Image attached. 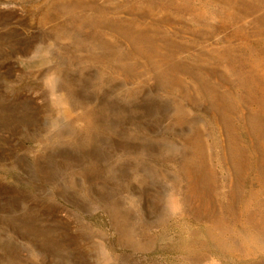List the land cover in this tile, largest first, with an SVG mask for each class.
<instances>
[{"label": "rangeland", "instance_id": "374dc122", "mask_svg": "<svg viewBox=\"0 0 264 264\" xmlns=\"http://www.w3.org/2000/svg\"><path fill=\"white\" fill-rule=\"evenodd\" d=\"M92 1L95 4H92ZM92 1L91 3L87 1L89 6L86 5V10L85 6L77 5L78 3L76 5L79 8H76V5L70 3L72 0H63L61 4L66 2L71 10H66V13L60 12V16L52 12L55 3L57 6L59 4L56 0H0V264H97L98 252L103 245L112 250L116 264H264V251H262L264 249L260 247L259 249L258 245L253 243L247 244V248L241 238V235L245 236L248 231L246 224L249 225L246 221L247 216L243 215H248L250 210L257 209L264 200V109L258 102L252 103L254 99H248L246 95L243 97L247 88L243 87L245 89L243 90L241 84L240 87L235 86L234 84L238 83V78H235L237 75L231 73L232 76L229 74V77H225L226 74L219 70L221 65L213 64V68H209L211 73L207 74L205 64L209 67L207 64L209 62L202 58L193 59L194 56L183 49V45L189 40L188 35L183 34L176 38L178 40L180 38L179 41L182 42L180 51H178L179 47L171 45L169 41L165 44V40L164 43L158 40L160 37H153V42L154 38L155 42L159 41V48L155 49L153 45L152 49L155 51L146 55L138 49L143 46L140 45L141 42L139 43L138 32L133 31L134 26L133 28L131 25L126 26L132 32L128 31L124 34V30H120V28L124 29V24L123 26L119 24L134 18L138 23L142 20L140 24L142 25L143 22L148 21L146 20L148 18L140 16V11L137 13L141 20L137 14L135 15V10L130 13L125 11L124 5L127 0L122 2L118 0L120 3L117 0H111L114 1L113 3L110 0ZM84 2L86 4V1ZM109 2L112 5L110 9ZM96 4H100L99 7L104 12L96 8L90 10V7L98 6ZM87 13L91 16L98 14L97 19L100 15L109 17L104 18L105 22L103 21L104 26H102L101 22L82 19L88 16ZM126 13L129 15L127 16ZM115 16L120 22H116ZM63 22L65 23L62 24ZM74 22L77 23L75 29ZM79 23L83 24L84 28ZM92 24H96L97 28ZM79 27L82 31L78 30ZM232 28L233 26H226L217 34V38L230 33ZM68 29L71 32L68 33ZM118 30L121 34L124 33L120 36ZM170 30L172 29L168 27V31ZM87 31L90 36L85 34ZM74 32L76 35H72ZM66 33L71 34L72 39L68 35L66 37ZM79 35L91 39H82ZM97 35L104 37L98 38ZM74 38L79 41L72 42ZM97 39H100V43L106 42L102 46ZM129 40H132V43ZM37 42H41L45 48L50 45L53 49L51 56L43 50L40 52L41 60H30L29 54ZM83 43L86 46H83ZM106 43L108 46L113 45L106 47ZM167 43L173 46L171 50H168L171 46ZM79 44H82V48L78 47ZM163 44L166 47L170 46L167 47L166 52L164 51L167 53L165 56L161 51ZM118 45L121 48L125 45L123 47L125 49L118 51L120 48ZM143 45L145 48L146 44ZM134 48H137V51ZM156 51L161 52L162 56ZM178 52L183 54L178 55ZM170 53L171 55L174 53L173 57H170ZM94 54L99 56L96 57ZM86 55L87 58L83 57ZM92 55L97 58L93 56L95 61ZM114 56L119 60L114 59ZM167 56H169L168 61L160 64L164 59L167 60ZM84 58L88 59L87 63ZM172 58L178 63L182 60L183 63L180 62L182 64L176 66ZM187 58L190 60V63L188 62L190 65L185 63ZM147 60L151 61L153 66L161 65L162 69L158 67V70L151 63L148 69L150 73H146V68L150 64H147ZM193 60L207 63L203 65ZM169 61L175 66L169 63L165 67ZM123 64L127 66L124 67ZM129 64L134 66L130 67ZM44 65L48 67H43ZM117 65L118 68L114 69ZM193 65L197 67L194 68ZM186 66H191V69L193 67L199 73L207 75H200L196 70L194 72ZM163 69L165 71H162ZM166 69L176 70V74L180 73L179 79L182 77L188 82L186 83L184 79L178 81L176 77L177 81L182 83L179 84V88L175 79L177 75L174 74L172 78L173 74ZM180 69L185 70L181 72ZM157 70L159 73H156ZM50 71L58 74L61 79L58 85L50 82L49 87L46 88L44 77ZM166 71L170 74L167 75L170 77V84L168 82L163 84V81H168ZM173 71L171 73H174ZM181 73L184 76H181ZM164 75L166 80L161 81L165 78ZM230 77L236 80L232 81ZM111 79H115V82ZM174 79L177 82L175 84ZM229 79L232 83H229ZM192 80L194 84H191ZM113 84L119 87L115 85L114 87ZM183 84L191 86H188V91L191 89V93H186L187 85L184 88ZM192 85L199 88H192ZM231 87L235 88L236 92H233L234 89L232 90ZM259 89L256 90L258 96H260ZM188 93L192 94L191 97L186 95ZM196 93L200 95L199 98ZM228 96L232 99L229 100ZM249 104L255 106L252 108L257 107L255 111L261 113L256 114L257 111L253 113L254 109L250 111ZM259 120L260 124H258ZM253 122L255 124H252ZM206 138L208 145L205 143ZM230 145L233 148L232 152L228 151ZM233 145H237V152ZM260 146L263 148L261 149ZM215 152L221 156L217 158ZM235 153H238L239 157L235 156ZM218 160L220 164L219 162L216 164ZM238 160L244 162L242 172L241 169L237 170ZM209 161H213L214 168L213 166L211 168L212 163ZM214 164L218 165V168ZM250 164L254 166H249ZM223 165L226 167L224 168ZM251 172H255L256 176ZM248 173L252 177H249ZM227 176H230L229 180ZM184 184L188 187H184ZM219 187L224 194L230 192L229 195L222 193L228 196V200L223 198L220 193L223 191ZM224 187H228L230 191L225 190ZM213 188L216 191L218 189L221 195L217 196L215 191L216 196H213ZM244 188L248 190L245 192ZM209 189L210 193L207 192ZM182 193L187 196L183 195V198ZM248 193L251 195L250 200L247 198L250 196ZM257 194L259 196H256ZM241 196L247 197L241 199ZM217 199L221 201L218 205ZM230 200L233 202L232 205L231 202L229 203ZM252 200L254 202H250ZM256 201L257 206H255ZM227 202L229 207L228 204L226 205ZM167 203L170 207L181 210L172 216L167 211ZM222 204L225 206H223L224 211L227 212L229 208L228 212L233 213L234 216L229 213L234 217L233 219L228 216V212L225 214L222 211L224 213L220 214L219 209L223 210ZM240 205L242 208L239 207ZM237 206L241 209L239 210ZM204 207L208 208L204 210ZM183 208L186 210L185 213ZM187 209L190 214L187 213ZM239 216L244 223L239 221L241 220ZM221 218L222 223L216 224ZM225 219L228 222L224 221ZM240 225L243 228L238 227ZM234 226L240 228V233L234 230ZM227 227L232 230L229 231ZM237 233L239 239L236 237Z\"/></svg>", "mask_w": 264, "mask_h": 264}, {"label": "bare ground", "instance_id": "6f19581e", "mask_svg": "<svg viewBox=\"0 0 264 264\" xmlns=\"http://www.w3.org/2000/svg\"><path fill=\"white\" fill-rule=\"evenodd\" d=\"M61 1H63V0H56V2L57 3H59L58 4V6H57V4L55 3V5H54V7H53V10H52V12L54 13V14H61V13H66L67 11L66 10H68V9H70L67 5H66V2H63L62 4H61ZM66 1V0H65ZM69 1H71V0H69ZM84 1H86V4H84L85 2ZM90 2L91 3V1L92 0H72V2H70V3H72L73 5H76L77 3V5H81L82 7L83 6H85L84 8L86 9V5H88L89 6V4H88V2ZM107 1H109V0H107ZM118 1V0H117ZM117 1H115V3L117 2ZM124 1H126V0H124ZM131 1V0H130ZM130 1H126V3H125V5H124V10L125 11H128L129 13L130 12H132V10H135L136 12H135V15L137 14L138 15V13L137 12H139V15L140 16H142L143 18L145 17H147L148 19H146V20H148L147 22H143V24L142 25H140L141 23H142V20L140 19V17H139V15H138V17H139V19L141 20H139L141 23H138L137 22V20H135L134 18H133V20L132 19H128V18H130V17H127V19L130 21H126V23H124L123 21H121V22H123V23H118L119 25H122L123 26V24H124V29H121L120 28V30H124V32H122V34L124 33V34H127L128 33V28H126V26H130L131 25V27L132 26H134V30L133 31H137L138 32V34H139V32H140V35H138L137 34V36L139 37V43L141 42V46H143V48H139L138 47V49H139V51L140 52H144L145 54L146 53H150L151 51H152V53L155 51V49H158L159 47V41H162L163 42V40H165V44H166V41H169L170 42V44L171 45H175V46H177V47H179V49H178V51H180V45H181V41H179L180 40V38H179V40L178 39H176L177 37H180L181 35L183 36V34H185V36H187V37H189V40H188V42L186 41L185 42V45H183V49H185L186 51H188L189 52V54L191 55L192 54V56H194V57H192L193 59H197V58H202V59H205L207 62H209V63H207L206 61V63L207 64H209L208 66L209 67H207V65L205 64V62L203 63L202 61L200 62V60H198L200 63H203V65L205 64V68H206V70H205V72L207 73V74H209V73H211V70L209 69V68H213V64H215V65H221L222 67H219V68H221V69H219V70H221L222 71V73H225L226 75H225V77H229V74H235V75H237V76H235V78L237 79V82L238 83H236V84H234L235 86H239L240 87V84H241V88H247L246 89V91L244 92L245 94H244V96L243 97H245V95H246V97L248 98V99H250L251 98V100L252 99H256V101H252V103L254 102H258L261 106H262V108L264 109V0H132L131 2ZM96 2H97V0H96ZM99 2V1H98ZM105 2H106V0H105ZM110 2H111V0H110ZM110 2H109V6H108V8L110 9V7H112V5L110 4ZM114 2V1H113ZM113 2H111V3H113ZM119 2V1H118ZM121 2H122V0H121ZM65 3V4H64ZM70 3H68V4H70ZM94 2L92 1V4H93ZM120 3V2H119ZM71 4V5H72ZM95 4V3H94ZM107 4H108V2H107ZM76 5V8L78 7ZM96 5H98V4H96ZM100 5V4H99ZM99 5L98 6H92V7H90V10H92V9H94V10H99L100 12H104V11H101L102 9L99 7ZM101 5H103L102 3H101ZM111 5V6H110ZM87 6V7H88ZM115 6V5H114ZM116 6H117V4H116ZM97 7H99V8H97ZM106 7V6H105ZM73 8V7H72ZM79 8V7H78ZM96 8V9H95ZM107 8V7H106ZM107 8V9H108ZM116 7H114V9H115ZM120 8V7H119ZM74 9V8H73ZM73 9H72V11H73ZM117 9H118V7H117ZM71 10V9H70ZM75 10V9H74ZM78 10V9H77ZM80 10H81V8H80ZM87 10V9H86ZM89 10V9H88ZM61 12V13H60ZM91 12V11H90ZM71 13H73V12H71ZM76 13V12H75ZM94 13V12H93ZM134 13V12H133ZM88 14V13H87ZM107 14V13H106ZM105 14V15H106ZM128 13H126V15H127ZM55 15V16H56ZM72 15V14H71ZM97 15L98 14H96L95 16L93 15V16H91V15H89L88 14V16L86 15V17L85 18H82V19H84L85 21H94L95 23H97V22H101L102 23V26H104L103 25V21L105 22V17L106 16H102V15H100V16H98L99 17V19H97ZM109 15V14H108ZM129 15V14H128ZM127 15V16H128ZM53 16V15H52ZM61 16V15H60ZM72 16H74V14L72 15ZM116 16H117V14H116ZM116 16H115V20H116V22L119 20H117L116 19ZM131 16V15H130ZM77 17V16H76ZM109 17V16H108ZM108 17H106V18H108ZM120 17V16H119ZM118 17V18H119ZM126 17V16H125ZM133 17V16H132ZM135 17H137V16H135ZM59 18V17H58ZM64 18V17H63ZM74 18V17H73ZM72 18V19H73ZM65 19V18H64ZM72 19H71V21H72ZM75 19H77V18H75ZM122 19V18H121ZM67 20V19H66ZM68 20H70L69 18H68ZM68 20L66 21V23L68 22ZM78 20V19H77ZM77 20H76V22H77ZM111 20V19H110ZM124 20H126V18L124 19ZM146 20H144V21H146ZM63 21V20H62ZM136 21V22H135ZM76 22H74L76 25H74L73 27H74V29H75V26L77 27V23ZM93 22V23H94ZM118 22H120V21H118ZM65 22H63L62 24H64ZM70 23V22H69ZM68 23V24H69ZM82 23V22H81ZM85 23V22H84ZM108 23V22H107ZM110 23V22H109ZM80 24V23H79ZM90 24V23H89ZM100 24V23H99ZM111 24V23H110ZM112 24H114V23H112ZM158 24V25H157ZM72 25H73V23H72ZM72 25H71V27H72ZM80 25H82V27H83V24H80ZM87 25V24H86ZM93 25V27H96L94 24H92ZM91 25V26H92ZM109 25V24H108ZM115 25V24H114ZM117 25V24H116ZM119 25H117V26H119ZM160 25V26H159ZM59 26H60V24H59ZM89 26V25H88ZM106 26H107V24H106ZM110 26V25H109ZM226 26H233V28H232V31L230 32V33H228V34H225L223 37H219V38H217L218 36H217V34H219V32L223 29V28H226ZM60 27H63L62 25L60 26ZM59 27V28H60ZM67 27H68V25H67ZM98 27H100V26H98ZM168 27H170L172 30H170V31H168ZM80 28V27H79ZM84 28V27H83ZM86 28H87V26H86ZM97 28V27H96ZM96 28H95V30H96ZM104 28V27H103ZM106 28V27H105ZM73 29V31H75ZM78 29V28H77ZM81 29V28H80ZM80 29H78L79 31H82V29L80 30ZM99 29H101V28H99ZM109 29V28H108ZM108 29H106V30H108ZM112 29V28H111ZM60 30V29H59ZM65 30H67V28L65 29ZM94 29H93V31H95ZM120 30H118V31H120ZM64 31V30H63ZM72 31V32H73ZM91 31V33H92V30H90ZM89 31V32H90ZM114 31V30H113ZM112 31V32H113ZM131 32H132V30H130ZM129 31V32H130ZM67 32V31H66ZM69 32H71V31H69V29H68V33ZM96 32V31H95ZM95 32H93V34H95ZM99 32V31H98ZM102 32V31H101ZM110 32V31H109ZM114 32H116V29H115V31ZM136 32V33H137ZM142 32V33H141ZM80 33V32H79ZM83 33H85V32H83ZM83 33H81V34H83ZM103 33V32H102ZM107 32H105V34H106ZM118 33V32H117ZM61 34H62V31H61ZM85 34H87L88 36H90L89 34L90 33H88V31L85 33ZM84 34V35H85ZM97 34H99V33H97ZM101 34V33H100ZM111 34V33H110ZM113 34V33H112ZM121 34V31H120V36L122 35ZM132 34H134V33H132ZM67 33H66V37H67ZM72 35H76L75 34V32L74 33H72ZM71 34L70 35H68V36H72ZM77 35H78V32H77ZM87 35H85V36H87ZM104 35V34H103ZM102 35V36H103ZM108 35V34H107ZM136 35V34H135ZM145 35V36H144ZM91 36H92V34H91ZM97 36H99V35H97ZM101 35L98 37V38H101L102 37ZM105 36V35H104ZM103 36V37H104ZM128 36V35H127ZM132 36H134V35H132ZM65 37V38H66ZM76 37V36H75ZM78 37V36H77ZM79 37H81L80 35H79ZM93 37H95V35H93ZM102 37V38H103ZM106 37V36H105ZM111 37V36H110ZM153 37H160V39H158L156 42H155V38H154V42H153V40H152V38ZM82 39L84 38V39H89L90 37H88V38H86V37H81ZM108 38V37H107ZM115 38V37H114ZM116 38H118V37H116ZM122 38V37H121ZM132 39H133V37H131ZM163 38V39H162ZM181 38H184V37H181ZM68 40L67 41H69L70 42V39L69 38H67ZM71 39H72V37H71ZM91 39V38H90ZM89 39V40H90ZM93 39V38H92ZM111 39H113V38H110V40ZM127 39V38H126ZM162 39V40H161ZM188 39V38H187ZM186 39V40H187ZM98 41H99V44H102V46H103V44L106 42H104V43H100V39H97ZM105 40V39H104ZM104 40H101L102 42L104 41ZM107 40V39H106ZM109 40V39H108ZM182 40V39H181ZM72 41V40H71ZM74 41H76V43L79 41V40H77L76 38H74V40L72 41V42H74ZM82 41V40H81ZM88 41V40H87ZM86 41V42H87ZM113 41V40H112ZM115 41V40H114ZM121 41H122V39H121ZM125 41V40H124ZM130 41V40H129ZM128 41V42H129ZM132 41V40H131ZM130 41V42H131ZM135 41H136V38H135ZM143 41H145V42H143ZM151 41L153 42V43H151ZM71 42V43H72ZM94 42V41H93ZM92 42V44H96L97 43V41H96V43H93ZM120 42V41H119ZM126 42V41H125ZM125 42H124V44H125ZM129 42V43H130ZM158 42V43H157ZM128 43V44H129ZM132 43V42H131ZM130 43V44H131ZM137 43H138V41H137ZM146 44V47L144 48V45L143 44ZM155 43V44H154ZM164 43V42H163ZM84 44V43H83ZM86 45L88 44V42L87 43H85ZM83 45V46H86V45ZM108 43H106V45H107ZM127 44V47H129V45ZM150 44H152V45H150ZM156 44H158L157 46H156ZM160 44H162L161 42H160ZM167 44H169V43H167ZM169 44V45H170ZM80 45V44H79ZM111 45H113V44H111ZM111 45H109L110 47H111ZM120 45H121V43H120ZM120 45H118L120 48H121V46ZM126 45V44H125ZM125 45H123V47L125 46ZM136 45H139V44H136ZM154 45V47H155V49H152L153 46ZM164 45V44H163ZM170 45V46H171ZM76 46H77V44H76ZM95 46H97V45H95ZM101 46V45H100ZM108 45L106 46V47H109ZM117 46V47H118ZM170 46H167L168 48L170 47ZM173 46H171L170 47V49H168L167 47H166V45H164L163 47H162V50H161V48H160V50L161 51H165L166 52V49H168V50H171V48L173 47ZM198 46V47H197ZM78 47H81L82 48V44L80 45V46H78ZM99 47V46H98ZM105 47V48H106ZM118 47V48H119ZM122 47V48H123ZM136 47V46H135ZM156 47H158V48H156ZM85 49L87 48V47H84ZM92 48V47H91ZM119 48V49H120ZM121 48V50H119L118 49V51H122V50H124L125 48H123L122 49ZM130 48V47H129ZM129 48H127V50L129 49ZM163 48H165V50H163ZM176 48V47H175ZM174 48V49H175ZM107 49V48H106ZM111 49H113V48H111ZM135 49V48H134ZM137 49V48H136ZM135 49V50H136ZM176 49V50H177ZM88 50V49H87ZM86 50V51H87ZM89 50H90V47H89ZM92 50V49H91ZM116 50V49H115ZM127 50H126V53H127ZM131 50V49H130ZM167 50V51H168ZM175 50V51H176ZM191 50V51H190ZM84 51V50H83ZM104 51H105V49H104ZM103 51V52H104ZM107 51V50H106ZM109 51V50H108ZM114 51V50H113ZM113 51H110V52H113ZM117 51V52H118ZM137 51V50H136ZM193 51H195V52H193ZM90 52V51H89ZM92 52V51H91ZM128 52H129V50H128ZM156 52H158V51H156ZM155 52V53H156ZM163 53L164 54V56H165V54H167V53ZM184 52V51H183ZM136 53V52H135ZM144 53H142V54H144ZM154 53V54H155ZM159 53L161 54V52H158V55H159ZM168 53H169V51H168ZM172 53V52H171ZM171 53H170V57H173V54L171 55ZM177 53V52H176ZM83 54H85V53H83ZM82 54V55H83ZM93 54V53H92ZM109 54V53H108ZM130 53H128V55H129ZM180 54V52H178V55ZM181 54H183V53H181ZM180 54V55H181ZM90 55V54H89ZM95 55V54H94ZM94 55H92V58H93V56ZM115 55V54H114ZM127 55V54H126ZM138 55V54H137ZM147 55V54H146ZM169 55V54H168ZM91 56V55H90ZM89 56V57H90ZM96 57L97 56H99V55H95ZM95 56H94V58H95ZM109 56V55H108ZM111 56V55H110ZM109 56V58H112V57H110ZM119 56V55H118ZM143 56V55H142ZM154 56H156L157 57V55L155 54ZM153 56V57H154ZM161 56H162V54H161ZM184 56H185V53H184ZM83 57H85V58H87V55L86 56H83ZM106 57V56H105ZM128 56H126V58H127ZM139 57H141V56H139ZM143 57H146L145 55L143 56ZM181 57V56H180ZM186 57V56H185ZM184 57V58H185ZM188 57H189V55H188ZM83 59L84 61H86V63H87V60L88 59ZM93 58V59H94ZM107 58V57H106ZM108 58V59H109ZM117 58V57H116ZM115 58V56H114V59H116ZM191 57H190V59H192ZM95 59H97V58H95ZM95 59H94V61H95ZM104 59V58H103ZM160 59V58H159ZM159 59L157 60V59H155V60H157V61H159ZM162 59H164L163 57H162ZM168 59H169V56H167V60H161L162 62L160 63V64H162V63H166V61H168ZM175 59V58H174ZM174 59L172 58V60H173V63L174 62H176V61H174ZM90 60H91V58H90ZM116 60H119L118 58L116 59ZM120 60H122V58L120 59ZM171 60V61H172ZM177 60V59H176ZM187 60V61H186ZM184 62L185 63H187V65L190 63L189 61V58H187ZM92 61V60H91ZM94 61H92V62H94ZM114 61V60H113ZM130 61V60H129ZM132 61V60H131ZM134 61V60H133ZM136 61V60H135ZM148 61V63L147 64H149V67L147 66V68H146V73H150V72H148V71H150V70H148L149 68H150V66H151V61H149V60H147ZM171 61H169L168 62V64L167 65H165V67H167L168 65H169V63L171 62ZM178 61V60H177ZM198 62L197 60H193V62ZM79 62H81V61H79ZM83 62V61H82ZM109 62V61H108ZM180 62H182V60L180 61ZM178 63V62H176V66H178L177 64H182V63ZM189 62V63H188ZM89 64H91L90 62H88ZM159 62H157V64H158ZM184 63V64H185ZM192 63V62H191ZM199 63V64H200ZM82 64V63H81ZM80 64V65H81ZM95 64V63H94ZM133 64V63H132ZM131 64V65H132ZM137 64V63H136ZM171 65H173L172 63H170ZM84 65H87V64H84ZM119 65V64H118ZM118 65L116 66V67H114V69L115 68H118ZM131 65L129 64V66L131 67ZM159 65V64H158ZM156 66V65H154L153 66V63H152V66L153 67H157V69H158V67H159V69H162V68H160V66L161 65H159V66ZM190 65V64H189ZM87 66H89V65H87ZM123 66H124V64H123ZM126 66H127V64H126ZM126 66H124V67H126ZM132 66H134V65H132ZM173 66H175V65H173ZM173 66H171L172 68H174ZM200 66V65H199ZM91 67V66H90ZM102 67V66H101ZM104 67V66H103ZM102 67V68H103ZM171 67H168V68H171ZM181 67V66H180ZM187 67H190V69H191V66H186V68ZM193 67H194V65H193ZM193 67H192V69H193ZM196 67H197V65H196ZM196 67H194V68H196ZM201 67V66H200ZM218 67V66H217ZM216 67V68H217ZM183 68H184V65H183ZM215 68V67H214ZM215 68V69H216ZM113 69V68H112ZM111 69V70H112ZM113 69V70H114ZM158 69V70H159ZM174 69H177V67L176 68H174ZM173 69V70H174ZM190 69H189V71H190ZM191 69V70H192ZM200 69V68H199ZM112 70V71H113ZM152 70V69H151ZM158 70L156 71V73L158 72ZM166 70H168V71H170L169 73L170 74H173V75H171V77L172 78H174V74H176L175 72H176V70H169V69H166ZM181 70V69H180ZM180 70H178V71H180ZM183 70V69H182ZM181 70V72H183ZM196 71H197V69H195ZM195 70L193 69V71L195 72ZM111 71V72H112ZM161 71V70H160ZM162 71H165V69H163ZM162 71H161V76H162ZM174 72V73H171V72ZM177 71V72H178ZM167 72V71H166ZM187 72V71H186ZM186 72H184V73H186ZM193 72V73H194ZM201 72V71H200ZM213 72H214V70H213ZM108 74H109V72H107ZM113 74H114V72H112ZM111 73V74H112ZM159 73V72H158ZM168 72H167V74H165L166 75V77H168V76H170V74H169ZM197 73H199V71H197ZM196 73V74H197ZM216 72H214V74H215ZM218 73V72H217ZM220 73V72H219ZM110 74V75H111ZM112 74V75H113ZM182 74V73H181ZM188 74V73H187ZM190 74V73H189ZM200 75L201 74H204V73H199ZM207 74H204V75H207ZM232 74H231V76H232ZM110 75H109V77H110ZM111 75V76H112ZM165 75L163 76V77H165ZM168 75V76H167ZM177 76H175V79H176V77H178V81L181 79H184V78H180L179 79V77L180 76H178V75H180V73L179 74H176ZM193 76H195V74H192ZM203 75V76H204ZM217 76H218V74H216ZM102 76V75H101ZM108 76V75H107ZM106 76V77H107ZM114 76H116L115 74H114ZM181 76H184L183 74L181 75ZM199 76V75H198ZM209 76V75H208ZM234 76V75H233ZM160 77V76H159ZM166 77L165 78H163V79H161V77H160V79H161V81L162 80H166ZM191 77V76H190ZM196 77V76H195ZM195 77H193V78H195ZM200 77V76H199ZM105 78V77H104ZM170 77H168L167 79H168V81H163V84L166 82H168L169 84H170V79H169ZM193 78H191V79H193ZM201 78V77H200ZM211 78V77H210ZM231 78V80H232V77H230ZM234 77H233V79L234 80H236ZM107 79V78H106ZM116 79V78H115ZM114 79V80H115ZM175 79H174V81H173V83L175 84V83H177L178 81H177V79H176V81H175ZM187 79V78H186ZM190 79V78H189ZM214 80H216L215 78H213ZM112 80V79H111ZM114 80H112V81H114ZM118 80V79H117ZM170 80V81H169ZM194 80V79H193ZM193 80H192V82H191V84L193 83L194 84V82H193ZM196 80V79H195ZM207 80V79H206ZM234 80H232V81H234ZM184 81H185V79H184ZM201 81V80H200ZM227 81V80H226ZM101 82V81H100ZM115 82V81H114ZM117 82V81H116ZM186 83L188 82L187 80L185 81ZM209 82V81H208ZM216 82V81H215ZM219 82V81H218ZM228 82V81H227ZM236 82V81H235ZM235 82H233V83H235ZM167 83V84H168ZM200 83V82H199ZM219 83H222V82H219ZM229 83H232V82H230V79H229ZM171 84H172V82H171ZM180 82H178V87L182 84H180ZM239 84V85H238ZM117 86V87H119L118 85H116V84H113V86ZM166 85V84H165ZM184 85V84H183ZM187 84H185L183 87L185 88V86H186ZM198 85V84H197ZM231 85V84H230ZM111 86V85H110ZM114 86V87H115ZM169 86H172V85H169ZM189 84L186 86V88L185 89H187L186 90V93L187 92H190L191 93V89L188 91V89H189V87H191V86H189ZM194 85H192V88H196L197 87V89L199 88L198 86H196V87H193ZM227 86V85H226ZM225 86V87H226ZM234 86V87H235ZM109 87V86H108ZM112 87V86H111ZM110 87V88H111ZM113 87V88H114ZM116 87V88H117ZM188 87V88H187ZM225 87H223V88H225ZM232 87H233V85H232ZM231 87V89L233 90L234 89V91L233 92H236V89L235 88H232ZM112 88V89H113ZM180 88V87H179ZM183 88V89H184ZM208 87H206V89H207ZM217 88V87H216ZM237 88V87H236ZM243 88V90H245ZM258 88H260L259 90V92H260V96H258L257 95V93L258 92H256V90L258 89ZM108 89V88H107ZM237 89H239V88H237ZM114 90V89H113ZM196 90V89H195ZM194 90V91H195ZM225 90V89H224ZM227 90V89H226ZM229 91H230V89H228ZM107 91H109V90H107ZM179 91V90H178ZM180 91H182V90H180ZM179 91V92H180ZM199 91L200 90H198V93H199ZM221 91V90H220ZM238 92H239V90H237ZM258 91V90H257ZM110 92V91H109ZM222 92V91H221ZM227 92V91H226ZM113 93H114V91H113ZM182 93H184V91L182 92ZM198 93H196L197 95H198ZM262 93V94H261ZM178 94V93H177ZM223 94H225L226 95V93H223ZM238 94V93H237ZM187 96L188 95H190L189 93L188 94H186ZM185 95V96H186ZM192 95V94H191ZM191 95H190V97H191ZM203 95V94H202ZM217 95V94H216ZM228 95V94H227ZM238 95H241V93L240 94H238ZM242 95H243V93H242ZM186 96V97H187ZM194 96V95H193ZM199 96L200 95H198V98H199ZM177 97H178V95H177ZM195 97V96H194ZM227 97V96H226ZM235 97H237V95H235ZM176 98V97H175ZM188 98V97H187ZM229 98H231V96L229 97L228 96V99ZM238 98V97H237ZM247 98H245V101H247ZM177 99V98H176ZM190 99V98H189ZM206 99V98H205ZM232 99V98H231ZM230 100V99H229ZM236 100V99H235ZM238 100V99H237ZM241 100H242V97H241ZM250 100V101H251ZM178 101V100H177ZM176 101V102H177ZM201 101H203V98H202V100ZM176 102H175V104H176ZM183 102V101H182ZM220 102H221V100H220ZM237 102V101H236ZM235 102V103H236ZM248 102H249V100H248ZM177 103H179V102H177ZM185 103V102H184ZM194 103V105H196V103L195 102H193ZM250 103V102H249ZM247 104V103H246ZM246 104H245V107H246ZM256 104V103H255ZM254 104V105H255ZM186 105V104H185ZM221 105V104H220ZM237 105H238V103H237ZM178 106V105H177ZM176 106V107H177ZM181 106V105H180ZM184 106V105H183ZM182 106V107H183ZM207 106V105H206ZM241 106V105H240ZM244 106V105H243ZM179 107V106H178ZM185 107V106H184ZM203 107V106H202ZM216 107H218V106H216ZM249 107L251 108L250 109V111L252 110V109H254V111H252L253 113L254 112H256V114L257 113H261V112H258V110H256L255 111V109L257 108H252V107H255V106H251L250 104H249ZM175 108V107H174ZM204 108H206V107H204ZM241 108H243V107H241ZM247 108V107H246ZM183 109H185V108H183ZM182 109V110H183ZM238 109V108H237ZM245 109V108H244ZM260 109H261V107H260ZM176 110V109H175ZM177 110H179V109H177ZM206 110H207V108H206ZM205 110V111H206ZM240 112V111H239ZM247 112V111H246ZM245 112V113H246ZM251 112V113H252ZM263 112V111H262ZM182 113V112H181ZM215 113V112H214ZM241 113V112H240ZM244 112H243V114H245ZM186 115V114H185ZM240 115V114H239ZM260 115V114H259ZM258 115V116H259ZM264 115V114H263ZM188 116V115H187ZM208 116V115H207ZM246 116H247V114H246ZM255 116V115H254ZM262 116V115H261ZM239 117V116H238ZM208 118V117H207ZM211 118H213V117H211ZM231 118V117H230ZM234 118V117H233ZM241 118V117H240ZM179 119V118H178ZM181 119V118H180ZM183 120H184V118H182ZM249 119V118H248ZM252 119H253V117H252ZM255 119V118H254ZM258 119V118H257ZM231 120H232V118H231ZM233 120H235V119H233ZM241 120V119H240ZM252 121H256V120H252ZM239 122V121H238ZM243 122V121H242ZM257 122V121H256ZM260 122V120L258 121V124H260L259 123ZM213 123V122H212ZM216 123V122H215ZM263 123V122H262ZM248 124V123H247ZM252 124H255V122H253ZM257 124V125H258ZM239 127H242V126H239ZM250 129V128H249ZM260 129V128H259ZM261 129H262V127H261ZM214 130V129H213ZM234 130H236L237 131V129H234ZM243 130V129H242ZM242 130H240V131H242ZM245 130V129H244ZM221 131V130H220ZM212 132V131H211ZM263 132H264V129H263ZM216 133V132H215ZM237 133V132H236ZM238 133H241V132H239L238 131ZM243 133V132H242ZM213 134H214V132H213ZM232 134V133H231ZM246 134V133H245ZM256 134V133H255ZM241 136H243L242 134H240ZM250 135V134H249ZM259 135V134H258ZM199 136V135H198ZM244 136H246V135H244ZM248 136V135H247ZM246 136V137H247ZM251 136V135H250ZM249 136V137H250ZM257 136V135H256ZM260 136V135H259ZM201 137V136H200ZM223 137V136H222ZM255 137V136H254ZM207 138H209V137H207ZM207 138L205 139L206 140V142L205 143H207ZM244 138V137H243ZM211 139H212V137H211ZM245 139V138H244ZM252 139V138H251ZM259 139V138H258ZM264 139V138H263ZM263 139H262V141H263ZM219 140V139H218ZM200 141V140H199ZM212 141V140H211ZM224 141V140H223ZM236 141H237V139H236ZM261 141V142H262ZM201 142H202V140H201ZM213 143H215L214 142V139H213ZM253 143V142H252ZM196 144V143H195ZM221 144V143H220ZM220 144H218V145H220ZM228 144V143H227ZM250 144V143H249ZM257 144V143H256ZM259 144H261V143H259ZM264 144V143H263ZM263 144H261V146L263 145ZM207 145H208V143H207ZM221 145H223V144H221ZM242 145V144H241ZM194 146V145H193ZM197 146L199 147V145L197 144ZM215 146V145H214ZM234 146V150L237 152V145H233ZM256 146H258V145H256ZM260 146V148L262 149L263 147H261ZM220 147V146H219ZM222 147V146H221ZM228 147H229V150H228ZM227 147V150L228 151H231L233 148H232V145H230V146H228ZM250 147V146H249ZM195 148V147H194ZM203 148V147H202ZM223 148V147H222ZM222 148H220L221 150H222ZM225 148V147H224ZM253 148V147H252ZM251 148V149H252ZM226 149V148H225ZM196 150V149H195ZM203 150V149H202ZM220 150V151H221ZM250 150V149H249ZM197 151V150H196ZM198 152H200V151H198ZM218 152V151H217ZM232 152V151H231ZM216 153V152H215ZM256 153V152H255ZM203 154V153H202ZM230 154V153H229ZM233 154V153H232ZM204 155V154H203ZM192 156V155H191ZM199 156H200V154H199ZM202 156V155H201ZM210 156V155H209ZM221 155H217V153H216V157L218 158V157H220ZM235 156H237V157H239V155H238V153H235ZM234 156V157H235ZM255 156V155H254ZM204 157V156H203ZM212 158H213V156H211ZM216 157L214 158L215 160H216ZM224 156H222V158H223ZM227 157V156H226ZM251 157H253V155H251ZM196 158V157H195ZM212 158H210L209 157V159H212ZM221 158V159H222ZM236 158V157H235ZM250 158V157H249ZM254 158V157H253ZM253 158H251V160L253 159ZM170 159V158H169ZM224 159V158H223ZM237 159V158H236ZM203 160H204V158H203ZM235 160V159H234ZM249 160V159H248ZM190 161V160H189ZM188 161V162H189ZM253 161V160H252ZM204 162H205V160H204ZM209 162H211V161H209ZM213 162V161H212ZM211 162V163H212ZM219 162V160L216 162V164ZM238 163H237V165L238 166H236L237 167V170H239V169H241V171L240 172H242V170H243V166H244V162H243V160L242 161H240V160H238L237 161ZM251 162V161H250ZM250 162H248V163H250ZM264 162V161H263ZM195 163V162H194ZM210 163V164H211ZM252 163V162H251ZM206 164V163H205ZM205 164H204V166H205ZM208 164V163H207ZM216 164H214L215 166H216ZM219 164H220V162H219ZM226 164V163H225ZM254 164V163H253ZM253 164H250L249 166H254ZM193 165V164H192ZM221 165H222V163H221ZM261 165V164H260ZM212 166H213V163H212V165H211V168H212ZM218 166V165H217ZM216 166V167H217ZM224 166V165H223ZM229 166H231V165H229ZM248 166V165H247ZM220 167V166H219ZM226 166H224V168H225ZM210 168V169H211ZM213 168H214V166H213ZM218 168V167H217ZM222 168V167H221ZM220 168V169H221ZM224 168H223V170H224ZM230 168V167H229ZM191 169V168H190ZM250 169H252V168H250ZM254 169V168H253ZM203 170V169H202ZM222 170V171H223ZM213 171V170H212ZM222 171H220L221 173H222ZM253 171V170H252ZM256 171V170H255ZM190 172V171H189ZM192 172H194V171H192ZM202 172V171H201ZM247 172V171H246ZM226 173H228V171H226ZM252 173V172H251ZM254 173V175L256 174L255 172H253ZM252 173V174H253ZM187 174V173H186ZM209 174V173H208ZM249 174V173H248ZM189 175V174H188ZM202 175V174H201ZM201 175H199V176H201ZM224 175H225V173H224ZM228 175H230V174H228ZM231 175H233V174H231ZM250 175V174H249ZM185 176H187V175H185ZM184 176V177H185ZM197 176V175H196ZM204 174H203V178H204ZM215 176H216V174H215ZM223 176V175H222ZM241 176V175H240ZM245 176V175H244ZM256 176V175H255ZM258 176V175H257ZM262 176V175H261ZM194 177H195V175H194ZM207 177H209L208 175H207ZM211 177V176H210ZM224 177V176H223ZM228 177H230V176H227V180H229V178ZM247 177L248 176H246V179H247ZM249 177H252L251 175L249 176ZM187 178V177H186ZM193 178V177H192ZM192 178H191V181H192ZM198 178V177H197ZM202 178V180H204ZM217 178V177H216ZM215 178V179H216ZM259 178V177H258ZM263 178V177H262ZM206 179H208V178H206ZM212 179V178H211ZM225 179V178H224ZM253 179V178H252ZM185 180H187V179H185ZM198 180V179H197ZM212 180H214V179H212ZM218 180H219V178H218ZM218 180H216V181H218ZM237 180V179H236ZM255 180V179H254ZM262 180V179H261ZM260 180V181H261ZM263 180H264V178H263ZM188 181V180H187ZM196 181V180H195ZM222 181V180H221ZM241 181V180H240ZM244 181H247V180H244ZM248 181H249V178H248ZM247 181V182H248ZM253 181V180H252ZM252 181H250V182H252ZM185 182V181H184ZM192 182H194V181H192ZM220 182V181H219ZM225 182H227L226 181V179H225ZM231 182H232V180H231ZM234 182V181H233ZM238 182V181H237ZM246 182V183H247ZM187 183V182H186ZM191 183V182H190ZM195 183H198V182H195ZM229 183V182H228ZM249 183V182H248ZM192 184V183H191ZM198 184H200V182L198 183ZM205 184V183H204ZM218 184H220V183H218ZM249 184H252V183H249ZM248 184V185H249ZM185 186L184 187H186V184H184ZM202 185V184H201ZM207 185V184H206ZM227 185V184H226ZM229 185V184H228ZM234 185V184H233ZM247 185V186H248ZM193 186V185H192ZM196 186V185H195ZM198 186V185H197ZM202 186H204V185H202ZM209 187H210V184L208 185ZM219 186V185H218ZM230 186V185H229ZM228 186V187H229ZM231 186H232V183H231ZM237 186V185H236ZM188 187V186H187ZM186 187V188H187ZM206 187V186H205ZM222 187H223V185H222ZM228 187H224L225 188V190L227 189V190H229L228 189ZM252 187V186H251ZM185 188V189H186ZM190 188V187H189ZM202 188V187H201ZM220 188V187H219ZM246 188V187H245ZM244 188V189H245ZM250 188V187H249ZM255 188V187H254ZM258 188V187H257ZM207 189V188H206ZM214 189V188H213ZM221 189V188H220ZM252 189H253V187H252ZM188 190V189H187ZM190 190V189H189ZM188 190V191H189ZM205 190V189H204ZM222 190V189H221ZM237 190V189H236ZM246 190H248V189H245V192H246ZM249 190H251V188L249 189ZM195 191H196V188H195ZM194 191V192H195ZM200 191V190H199ZM215 189H214V194H213V196L216 194L215 193ZM223 191V190H222ZM230 191V190H229ZM253 191H254V189H253ZM256 191H257V189H256ZM184 192H186L185 190H184ZM207 192H209L210 193V189H209V191L207 190ZM217 196H218V194H219V192H218V189H217ZM228 192V191H227ZM227 192H225V194H224V191L223 192H220L221 194L223 193L224 195H226V193ZM244 192V191H243ZM189 193V192H188ZM196 193V192H195ZM197 193H199L198 191H197ZM206 193V192H205ZM230 193V192H229ZM229 193H227V195H229ZM232 193H233V190H232ZM238 193V192H237ZM251 193H252V190H251ZM185 193H182V197H183V195H184ZM221 194H219V195H221ZM222 194V196H223V198L225 197L227 200H228V196L226 197V196H224ZM246 193H244V195H245ZM192 195H193V193H192ZM201 195V194H200ZM205 195V194H204ZM215 195V196H216ZM231 195V194H230ZM248 195H250L249 193H248ZM247 195V196H248ZM259 195H260V193H259ZM258 194L256 195V196H259ZM262 195H263V192H262ZM179 196V195H178ZM181 196V195H180ZM185 196V195H184ZM187 196V195H186ZM185 196V197H186ZM190 196V195H189ZM208 196H209V194H208ZM212 196V197H213ZM246 196V197H247ZM252 196H254V195H252ZM261 196V195H260ZM231 197V196H230ZM242 197V196H241ZM245 196H244V198L242 197L241 199H245L246 198ZM251 195L249 196V197H247L248 198V200H250L251 198ZM264 197V196H263ZM262 197V198H263ZM184 198V197H183ZM194 198V197H193ZM198 198V197H197ZM203 198V197H202ZM206 198H208V197H206ZM210 198V197H209ZM214 198V197H213ZM220 198V197H219ZM223 198H221V199H223ZM250 198V199H249ZM253 198H255V197H253ZM257 198V197H256ZM255 198V199H256ZM259 198V197H258ZM178 199H180V198H178ZM201 200V199H200ZM204 200V199H203ZM202 200V201H203ZM213 200V199H212ZM218 200V199H217ZM217 200H216V202H217ZM247 200V199H246ZM247 200V202H249ZM257 200V199H256ZM180 201V200H179ZM178 201V202H179ZM206 201V200H205ZM240 201H243V200H240ZM239 201V202H240ZM257 201H261V200H257ZM257 201H256V205L255 206H257ZM196 202V201H195ZM194 202V203H195ZM210 202V201H209ZM219 202H221V201H219L218 200V202H217V205L219 204ZM223 202V201H222ZM225 202V201H224ZM231 202V200L229 201V203ZM239 202L237 203L238 205H239ZM246 202V203H247ZM250 202H254L253 200L252 201H250ZM199 203V202H198ZM229 203L227 202L226 203V205L229 207L230 205H232V203L233 202H231L230 203V205H229ZM187 204V203H186ZM191 204V203H190ZM202 205H203V203H201ZM200 204V205H201ZM214 204V203H213ZM236 204V205H237ZM248 204V203H247ZM250 204V203H249ZM255 204V203H254ZM254 204H253V206L252 207H254ZM259 204V203H258ZM195 205H196V203H195ZM207 204H206V202H205V206H206ZM210 205V204H209ZM221 205V204H220ZM219 205V206H220ZM224 205H225V203H224ZM223 204H222V206L221 207H223L224 206ZM244 205H246L245 203H244ZM251 205H252V203H251ZM251 205H250V207H251ZM179 206V205H178ZM188 206H190L189 204H188ZM226 206V207H227ZM243 206V205H242ZM185 207H186V205H185ZM197 207H198V205H197ZM202 207V206H201ZM225 207V206H224ZM224 207H223V210L222 209H219L220 210V214H222V213H224L225 212V214L229 211L228 209H227V212L226 211H224ZM238 207V206H237ZM239 207H241V205L239 206ZM238 207V209L240 210L241 208H239ZM248 207V206H247ZM246 207V208H247ZM206 208H208V207H206ZM205 207H204V210L206 209ZM213 208H215L214 206H213ZM243 208H245V206L243 207ZM256 208V207H255ZM239 210L237 211V212H239ZM245 210V209H244ZM247 210H248V208H247ZM247 210H245V211H247ZM183 211H184V213L186 212V210H184V208H183ZM211 211V210H210ZM212 211H215V210H212ZM222 211H224V212H222ZM230 211H232V209H230ZM242 211H243V209H242ZM249 211V210H248ZM233 212V211H232ZM187 213H188V209H187ZM191 212H189L188 214H190ZM206 213V212H205ZM229 213H231V212H228L227 214H229ZM242 213V212H241ZM241 213H239V214H241ZM197 214V213H196ZM216 214V213H215ZM215 214H214V216H215ZM232 215H233V213H231ZM244 214H246L245 212H244ZM192 215V214H191ZM190 215V216H191ZM242 215H243V213H242ZM241 215V216H242ZM201 216V215H200ZM208 216H209V214H208ZM212 216H213V214H212ZM228 216H230L232 219L234 218V217H232L230 214L228 215ZM227 216V217H228ZM234 216V215H233ZM241 216H239V218L241 217ZM243 216H247L246 217V221H248V223H249V225L248 224H246V226L245 227H247L248 228V231H247V233L245 234V236H242L241 235V238H242V243L245 245L246 244V246H247V248H248V245L247 244H249V243H253V244H256V245H258V248L260 247V248H262V249H264V200H263V202H261V204L257 207V209H253V210H250L249 211V214L248 215H243ZM207 218H209V217H207ZM206 218V219H207ZM216 218H219V217H216ZM231 218H227V219H231ZM245 218V217H244ZM201 219H203L202 217H201ZM200 219V220H201ZM211 219V218H210ZM236 219V218H235ZM238 219V218H237ZM241 219V218H240ZM239 220V219H238ZM214 221V220H213ZM222 221H223V219L221 218V221H216V224H218V223H222ZM224 221H226V219L224 220ZM240 222L241 221H243V223H244V220H239ZM218 222V223H217ZM226 222H228V221H226ZM231 222V221H230ZM233 222V221H232ZM240 222H238V223H240ZM215 223V222H214ZM235 223V222H234ZM242 223V222H241ZM209 225H210V223H208ZM223 224H224V222H223ZM228 224V223H227ZM205 226H206V224H204ZM232 225H234V224H232ZM235 225H236V223H235ZM238 225V224H237ZM248 225V226H247ZM212 226V225H211ZM221 226V225H220ZM225 226V225H224ZM231 226V225H230ZM242 225H240V226H238V227H241ZM243 226H244V224H243ZM226 227V226H225ZM237 227V226H236ZM235 226H234V230H236V231H238L239 233H240V228H236ZM244 227V228H245ZM222 228H224L223 226H222ZM241 228H243V227H241ZM227 229L229 230L230 228H228L227 227ZM227 229H225L226 230V232H228V230ZM230 230H232V228L230 229ZM229 230V231H230ZM242 230V229H241ZM209 231V230H208ZM234 234V232L232 231V235ZM238 234V233H237ZM234 236V235H233ZM236 237L238 238L239 237V234L238 235H236ZM234 238H235V236H234ZM239 239V238H238ZM237 239V240H238ZM239 241V240H238ZM255 248H257L256 246H254ZM245 248V247H244ZM250 248V247H249ZM259 248V249H260ZM258 249V250H259ZM246 250V249H245ZM245 250H244V252H245ZM248 251V250H247ZM246 251V252H247ZM250 251V250H249ZM248 251V252H249ZM262 251H264V250H262ZM261 252V251H260ZM200 263V262H199Z\"/></svg>", "mask_w": 264, "mask_h": 264}, {"label": "clouds", "instance_id": "9594fccd", "mask_svg": "<svg viewBox=\"0 0 264 264\" xmlns=\"http://www.w3.org/2000/svg\"><path fill=\"white\" fill-rule=\"evenodd\" d=\"M46 50L49 55L51 56L53 49L49 45L47 48L41 43L37 42V44L34 46L33 51L29 54V59L32 61H39L42 59L40 56V52ZM43 67H48V65H44ZM60 76L54 72H48L46 73L44 77V85L46 88L49 87L50 82L58 85L60 83ZM167 211L170 215L175 216L181 209L180 208H172L167 203ZM99 259L97 264H116V260L113 256L112 250L109 249L106 245H103L100 247L99 252Z\"/></svg>", "mask_w": 264, "mask_h": 264}]
</instances>
